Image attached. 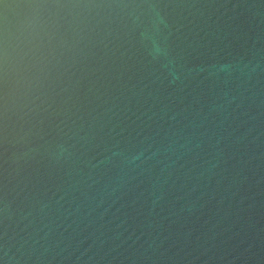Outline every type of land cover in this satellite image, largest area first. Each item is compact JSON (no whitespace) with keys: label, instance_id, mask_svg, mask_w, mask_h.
<instances>
[{"label":"clouds","instance_id":"1","mask_svg":"<svg viewBox=\"0 0 264 264\" xmlns=\"http://www.w3.org/2000/svg\"><path fill=\"white\" fill-rule=\"evenodd\" d=\"M0 264H264V0H0Z\"/></svg>","mask_w":264,"mask_h":264}]
</instances>
